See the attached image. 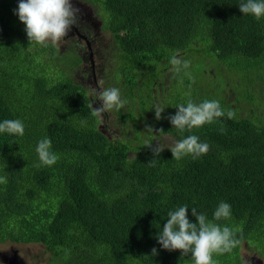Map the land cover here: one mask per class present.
<instances>
[{
	"label": "trees",
	"instance_id": "obj_1",
	"mask_svg": "<svg viewBox=\"0 0 264 264\" xmlns=\"http://www.w3.org/2000/svg\"><path fill=\"white\" fill-rule=\"evenodd\" d=\"M75 1L92 6L100 23V37L89 42L98 45L107 34L114 41L110 86L126 101L115 112L134 139H110L91 114L96 95L74 77L85 60L80 44L29 45L13 11L19 0H0V122L25 125L23 136L0 132V243L41 244L49 264H193L155 237L178 206L188 205L195 223L192 207L212 220L224 201L231 216L216 223L232 228L240 243L214 254L216 264H245L244 246L264 259V18L244 15L243 0ZM192 51L219 75L213 89L191 67L171 70L174 52L196 58ZM174 74L189 96L164 105L180 81ZM210 74L203 78L213 80ZM189 99L219 101L225 115L191 131L173 128L167 117ZM157 134L175 141L197 135L210 150L196 159L164 150L153 160L148 145L156 146ZM44 137L58 159L37 167Z\"/></svg>",
	"mask_w": 264,
	"mask_h": 264
},
{
	"label": "clouds",
	"instance_id": "obj_2",
	"mask_svg": "<svg viewBox=\"0 0 264 264\" xmlns=\"http://www.w3.org/2000/svg\"><path fill=\"white\" fill-rule=\"evenodd\" d=\"M239 10L244 15H252L256 19L264 18V0H243L239 5ZM14 14L18 16L21 23L25 25V32L29 45L35 43L48 46L58 43L68 35L71 27L78 23L77 14L79 9L73 7L71 0H19L18 8L14 9ZM172 71L179 73L190 67L191 61L183 60L179 54L174 52L169 59ZM190 75L189 73H185ZM96 99L101 102L99 107L88 105L92 115H102L112 109H121L126 101L121 98L118 87H101L97 92ZM178 111L170 115L167 119L173 128L180 131H191L205 124L213 122L215 118L225 115L219 101L205 99L200 103H195L189 99L185 104L176 107ZM155 119H162L164 109L157 105L154 107ZM234 113L229 110L228 118H232ZM155 129L146 125V133L153 134ZM0 132H7L12 135L23 136L25 125L20 119H5L0 122ZM164 133L159 130V135ZM158 135V136H159ZM152 149L153 160L160 156L165 148L170 149L173 159H181L191 156L193 159L205 155L210 150L207 142H201L197 135H188L165 147L157 143L148 145ZM39 164L46 166L54 165L58 156L52 151V141L48 137L39 140L35 149ZM150 161L149 163H152ZM2 182V178H0ZM188 205L178 206L175 210L167 213V222L162 230L156 235V240L163 249L168 251L180 250L182 256H191L193 264H216L213 259L214 254H224L231 252L240 241L236 238L235 231L229 226H221L216 221L228 219L231 216V205L221 201L215 208L213 219L192 207V216L197 222H192L188 218ZM152 256L158 254L156 248L152 249Z\"/></svg>",
	"mask_w": 264,
	"mask_h": 264
},
{
	"label": "rangeland",
	"instance_id": "obj_3",
	"mask_svg": "<svg viewBox=\"0 0 264 264\" xmlns=\"http://www.w3.org/2000/svg\"><path fill=\"white\" fill-rule=\"evenodd\" d=\"M71 3L73 4V7L79 9V12L77 14L78 23L76 25L78 26L80 32H76V28L72 26L70 31L68 32V35L62 38L58 43L54 45H56L58 49L65 50L73 43L78 42L80 44V46L83 48V52L85 53V60L83 61L81 67L74 73V77L79 84H81L87 89L89 94L94 96L97 95V92L100 90L101 87H114L110 86V81L114 80L112 71L117 63V60L116 58L114 59L113 55L115 45L112 38L107 34L99 43H97L98 45H96L94 49V59L92 57H89L87 53L89 51V46H87V42L84 37H91L92 40H95L97 37H100V23L94 15V10L92 6L84 2L75 0H71ZM92 40L89 41L92 42ZM192 55L196 58H191L189 55H187L182 59L191 61L190 67L192 68V72L197 74L200 79L202 78V82L205 81L208 90H211V88L213 89L214 85L212 82L219 75L215 74L212 69L206 66L203 60L197 59V57H199L198 54H195L192 51ZM164 68L166 67L164 66ZM163 71L166 77H170L171 73L169 71H167L166 69H164ZM208 71L212 72V74L210 75L212 76L211 78L213 80L211 81L205 80L203 78L205 76L204 73H207ZM174 77H178L180 81L177 85L173 84L170 87L169 95H167L163 101L164 105L173 104L174 100L178 96H189L187 92H184L182 90L184 86L182 80L183 78L176 76V74H174ZM215 91V94L219 93V90ZM159 93V88L158 91H154V97L156 100L159 99ZM141 103L142 101L140 99L139 104ZM100 104L101 102L99 100H96V103H94V107H99ZM149 107L150 105L147 106V108ZM115 111L116 109L114 108L108 112L103 113L102 115H99L101 120V131H103L110 139L120 140L125 143H129L128 139H131L133 141V133L130 132L127 127L123 128L122 125H124V123H122L121 121L118 122ZM128 135L130 137H128ZM154 140L156 144L159 143L164 145L165 147L175 142L174 138L171 137V135L169 134H164L162 136H158L157 134ZM164 150L170 149L165 148ZM242 254L245 260V264H264V259L260 257L257 253H255L251 247L244 246L242 249ZM49 259V253L41 244L25 245L13 243H0V263L2 264H10L12 262H15V264H49Z\"/></svg>",
	"mask_w": 264,
	"mask_h": 264
},
{
	"label": "flooded vegetation",
	"instance_id": "obj_4",
	"mask_svg": "<svg viewBox=\"0 0 264 264\" xmlns=\"http://www.w3.org/2000/svg\"><path fill=\"white\" fill-rule=\"evenodd\" d=\"M75 28H76V32H78L79 31V28H78V26L77 25H75ZM80 32V31H79ZM82 37V36H81ZM85 38V40H86V42H87V46H89V51L87 52L89 55L91 54V53H93L94 54V49H95V44H93V43H90L89 42V40H88V37L87 36H85L84 37ZM83 51V50H82ZM97 100V99H96Z\"/></svg>",
	"mask_w": 264,
	"mask_h": 264
},
{
	"label": "water",
	"instance_id": "obj_5",
	"mask_svg": "<svg viewBox=\"0 0 264 264\" xmlns=\"http://www.w3.org/2000/svg\"><path fill=\"white\" fill-rule=\"evenodd\" d=\"M10 264H15V262H12V263H10Z\"/></svg>",
	"mask_w": 264,
	"mask_h": 264
}]
</instances>
